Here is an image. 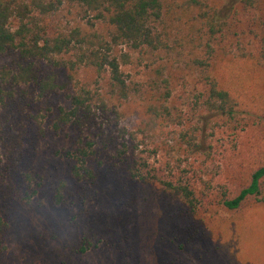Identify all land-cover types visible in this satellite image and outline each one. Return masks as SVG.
I'll return each instance as SVG.
<instances>
[{"label": "rangeland", "instance_id": "rangeland-1", "mask_svg": "<svg viewBox=\"0 0 264 264\" xmlns=\"http://www.w3.org/2000/svg\"><path fill=\"white\" fill-rule=\"evenodd\" d=\"M213 4L229 25L226 36L214 43L212 71L238 101L246 129L234 122L233 129L218 138L209 166L214 184L241 186L264 160V2L250 11L229 0ZM166 12L168 50L146 54L126 46L114 50L119 58L131 55V63L122 68L131 86L140 89L123 104L112 100L121 112V119L114 116L111 122L116 136L123 129L145 128L149 107L166 103L187 113L200 89L191 59L202 54L200 40L196 41L202 34L188 15H170L168 8ZM82 15L66 7L47 24L53 30L81 27L90 32ZM97 30L108 34L105 25L98 24ZM9 63L2 60L1 65ZM80 78L93 89L107 91V83L98 82L92 70L83 69ZM69 94L32 100L24 110L2 109L9 136L0 150V215L10 220L12 231L0 242V264H264L263 206L250 204L240 212L223 213L215 222L208 215L197 224L181 215L184 207L159 185L130 182L111 168L110 153L99 155L104 166L92 190L94 200L82 209L56 207L51 192L59 181L70 179L63 155L71 133L57 135L51 130L50 110L68 107ZM180 128L170 125L163 133L150 132L156 134L140 148L143 155L156 166L169 162L175 166L181 152L174 134ZM83 246L88 248L84 254L79 253Z\"/></svg>", "mask_w": 264, "mask_h": 264}, {"label": "trees", "instance_id": "trees-1", "mask_svg": "<svg viewBox=\"0 0 264 264\" xmlns=\"http://www.w3.org/2000/svg\"><path fill=\"white\" fill-rule=\"evenodd\" d=\"M229 1L240 4L245 11L264 2ZM213 2L0 0V150L7 145L9 136L1 118L2 109L24 110L32 100L38 103L70 92L68 107L50 110L51 130L57 135L71 133L63 155L70 179L59 181L51 192L56 207L82 209L94 200L92 190L104 166L99 158L103 152L110 153L111 168L120 171L128 181L162 187L184 207L181 215L187 214L186 220L198 221L197 224L206 221L208 215L215 222L223 213H237L250 204L264 207V160L251 170L241 186L226 181L213 183L215 174L209 162L218 138L233 129L234 122L243 131L246 129L240 120L238 101L212 71L214 43L226 36L229 25ZM66 7L80 10L91 31L84 32L81 27L50 29L47 20ZM167 8L170 15H188L190 23L197 25L202 34L196 40H200L198 49H202V54L191 59L200 89L187 113L166 103L149 107L146 111L150 120L145 128L130 132L123 129L116 136L111 122L114 116L121 119V112L112 100L123 104L140 89L131 86L122 68L131 63V55L126 53L119 58L114 50L119 46L139 54L168 50L170 34L164 23ZM98 24L105 25L108 34L100 33ZM2 60L10 63L1 65ZM83 69L92 70L98 82L105 81L107 91L85 85L80 78ZM170 125L181 127L174 134L180 157L175 166L170 162L156 166L140 148L156 134L150 132L163 133ZM14 140L21 145L17 137ZM185 164L190 170L183 168ZM11 231L10 220L0 215V242ZM87 251L83 246L79 253Z\"/></svg>", "mask_w": 264, "mask_h": 264}]
</instances>
